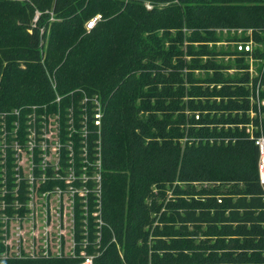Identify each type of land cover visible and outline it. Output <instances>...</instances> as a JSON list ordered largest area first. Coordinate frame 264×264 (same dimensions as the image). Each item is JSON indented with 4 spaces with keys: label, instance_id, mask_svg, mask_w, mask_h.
I'll list each match as a JSON object with an SVG mask.
<instances>
[{
    "label": "trees",
    "instance_id": "16d2710c",
    "mask_svg": "<svg viewBox=\"0 0 264 264\" xmlns=\"http://www.w3.org/2000/svg\"><path fill=\"white\" fill-rule=\"evenodd\" d=\"M230 28L264 44V0H0V115L59 112L67 142L73 113L75 146L85 97L101 101L100 128L90 102L81 139L102 150L107 225L96 264H264L259 150L240 126L253 122L260 135L264 117L247 116V74L228 78L232 65L213 58L223 53L218 31ZM202 69L213 73L197 77Z\"/></svg>",
    "mask_w": 264,
    "mask_h": 264
},
{
    "label": "built area",
    "instance_id": "2783aa9c",
    "mask_svg": "<svg viewBox=\"0 0 264 264\" xmlns=\"http://www.w3.org/2000/svg\"><path fill=\"white\" fill-rule=\"evenodd\" d=\"M39 16L37 12L35 22ZM100 17L90 20L87 28H92ZM234 45L235 52L247 59L248 66L243 70L248 80L241 86L248 91L245 98L249 101L251 117H264V44L254 45V40H244L235 41ZM258 49L262 54H258ZM90 102L94 104L95 125L101 126L100 99L85 97L81 135H86L83 134L87 131L84 122ZM11 115L14 116L11 120L9 113L0 115L1 122L12 124L15 130L11 133L14 139L10 144L3 140L6 128L1 129L6 135L0 133V245L3 246L0 258H79L81 261L77 264H96L107 225L101 148L91 153L83 139L82 159L64 157V153H68L65 146H74L71 137L75 131L73 113L68 115L70 140L67 142L62 141L59 112L38 114L34 111L24 118L22 111L15 109ZM196 116L199 119V115ZM257 129L250 122L246 132L259 150V182L264 199V133L255 135ZM92 227L93 239L90 237ZM92 246L93 252L90 251Z\"/></svg>",
    "mask_w": 264,
    "mask_h": 264
},
{
    "label": "rangeland",
    "instance_id": "374dc122",
    "mask_svg": "<svg viewBox=\"0 0 264 264\" xmlns=\"http://www.w3.org/2000/svg\"><path fill=\"white\" fill-rule=\"evenodd\" d=\"M219 32H220V34L222 36H224V38H223L224 41L217 44V47H218L217 51L218 52L220 51V53L221 52H223V53L219 54V55H216V56H213V58L216 59L220 63L231 64L232 68L227 69V70H222V72L228 78L237 79L238 77H241V76L244 75V70L246 69V67L248 65H247V59L246 58H241L235 52L236 47H235L234 43H235V41L254 40L253 39V35H252V31L244 29V28H230V29H226V30H223V31H218V33ZM257 44H258V42L254 41V45H257ZM210 46H212V44H210ZM183 47H184V45H183ZM205 58L206 57H204L203 59H205ZM187 59L189 60V59H191V57L187 56ZM239 63L240 64L244 63L246 65L244 70L237 68L238 67L237 64H239ZM212 73H213V71L204 70V69L195 71L196 76L197 77H201V78H204L206 76V74H211L212 75ZM219 87L220 86H218V88ZM212 88H213V86H210V90ZM60 97H61L60 95H57V98L55 99V102L61 103ZM187 99L188 98H186V100ZM214 100L220 101L219 98H215ZM201 102H202V100H198V103H201ZM185 112L188 114V117H190V118L192 117L193 111L190 108H188V105L186 106V111ZM22 114H23L24 118H25V115H27V113H23V112H22ZM239 114L241 115V113H239ZM247 116L249 118H252L249 111H247ZM196 119H197V116H196ZM1 120H2V118L0 117V133H2L3 135H6V133H5V130H6L7 135L4 136L3 140H5L8 144H10L12 142V140L14 139L12 137L11 133H13L15 130H13V125L12 124H10V123L5 124V123L1 122ZM188 125H189V123H188ZM240 126L241 127H245V126L247 127V124H245V125L241 124ZM2 128H6L4 130V132L1 131ZM8 133H10V134H8ZM71 137H72V139H74L75 136L72 134ZM82 138H83V135H81L79 133V140L77 141L75 146H72V147L71 146L70 147H66L65 146V148L68 150V153H64V157L65 158H70V159H82L83 158L81 150H80L81 147H82V140H81ZM0 139H2L1 136H0ZM185 140H183V143H184ZM211 142H212V139H211ZM79 144H80V146H78ZM60 156H61V154H60ZM214 184H216V183H214ZM193 185L195 186L196 189H200V188H210V187H212L213 183L198 182V183H194ZM183 186H185V185H183ZM172 197L174 198V195L172 194V190H168V196H167V200L166 201H169L171 199L173 200ZM156 223L157 222H155V224ZM93 229H94V227H92V230H91V234H90L91 239H93V236H94ZM263 230H264V225H263ZM231 237H233V233H231L228 237H226V239H228V241H229V239ZM78 239L81 240L82 236L81 237L79 236ZM0 240H1V235H0ZM239 241L242 243L244 241V237L241 236ZM254 243H257V241H255ZM1 247L3 248V246H1ZM262 250L264 251V248H262ZM232 255H234V254H232ZM262 255L264 256V252H262ZM220 256H222V253H220ZM10 259H13V260H27V259H14V258H10ZM62 259H67V258H62ZM74 259H79V258H74ZM150 264H153V262H151Z\"/></svg>",
    "mask_w": 264,
    "mask_h": 264
}]
</instances>
